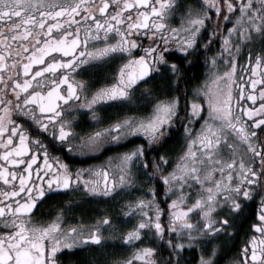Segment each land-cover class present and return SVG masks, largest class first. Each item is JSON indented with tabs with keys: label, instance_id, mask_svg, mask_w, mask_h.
I'll list each match as a JSON object with an SVG mask.
<instances>
[{
	"label": "snow or ice",
	"instance_id": "obj_1",
	"mask_svg": "<svg viewBox=\"0 0 264 264\" xmlns=\"http://www.w3.org/2000/svg\"><path fill=\"white\" fill-rule=\"evenodd\" d=\"M177 13L181 23L173 27ZM217 38L220 51L206 57L208 74L189 95L181 88L190 80L185 69L201 50L212 52ZM245 50L247 77L237 83ZM117 60L110 83L94 88L91 77L78 78L94 62ZM220 60L227 70H217ZM112 104L132 114L77 131V114L99 124L97 109ZM181 127L186 146L172 169L166 155L149 161L154 145ZM141 135L147 148L138 144L87 168L68 162ZM57 146L63 155H52ZM150 167L159 180L148 198L120 203L136 222L122 233L132 251L116 264H182L183 253L201 245L197 264H216L217 247L206 246L230 239L257 197L250 235L230 264H264V0H0V264H59L63 249L101 244L104 229L121 231L119 212L66 226L71 198L48 221L34 219L35 209L53 190L114 200L138 174L153 179ZM161 181L167 210L158 199Z\"/></svg>",
	"mask_w": 264,
	"mask_h": 264
},
{
	"label": "flooded vegetation",
	"instance_id": "obj_2",
	"mask_svg": "<svg viewBox=\"0 0 264 264\" xmlns=\"http://www.w3.org/2000/svg\"><path fill=\"white\" fill-rule=\"evenodd\" d=\"M200 2L201 0H179V3L181 5L191 4L193 6H198ZM212 16L214 17L209 22L210 24H214L217 19L215 14H213ZM170 23L173 27L179 26L181 23V14L177 13L175 18L172 19ZM223 30L226 32V28H224ZM201 35L203 37V39L201 40V44H203L204 40H207L208 38L207 32L202 31ZM135 38L142 40L144 44L148 43L147 39L143 36H136ZM212 49V52H204L203 50H201V54L199 57H193L192 66L186 67V75L190 77V80L187 83L182 82L181 88L187 89L189 95L192 94V89L195 88L199 83H202L208 74V66L205 63L206 57H211L214 52L220 51V42L218 38L216 43L212 45ZM134 52L137 55L140 54L139 51L134 50ZM241 56L243 60L240 59V65H244L247 61L246 50L241 54ZM121 62L122 61L120 60H117L115 63L94 62L93 66L88 69V75H82V77L78 78L89 79V77H91V79L95 81L93 87H100L106 83L111 82V77L113 74L112 70L116 68ZM254 62L255 61L253 60V63ZM219 63L222 65V69L220 72L227 70L224 66L223 60H220ZM250 71L251 70L248 69V72ZM242 75L245 76V78L247 77L245 69L240 67L238 68V70H236L237 83H242V81L240 80V76ZM155 83L162 84V82L158 81ZM149 86H151V84ZM139 91L140 90H138L137 95L139 94ZM235 95L238 96L239 92H236ZM244 102L247 106L252 105V102L247 101L246 99ZM140 103H143V101L141 100ZM133 108L135 109L134 105ZM81 112L87 113V110L81 109ZM97 112L102 120V122L99 124L91 120L90 114H86L83 116H79V114H77L78 118L81 120V123L77 126V131H88L91 129L106 127L112 121L123 118L125 114H132L131 112L127 111V108L118 107L115 104H112L111 106H101L97 109ZM206 114L207 113L205 112V115ZM26 119V117L21 116L20 122L23 123ZM192 126L196 129H199L200 124L194 121ZM25 127H27V124L25 125ZM41 139H44V137L42 136ZM130 141L131 142H120L122 146L119 147L116 145H107V150L103 151L102 154L90 153L89 156L91 158H89V156H76L75 158L69 159L68 162L73 165L74 168H87L90 165L99 164L106 161L108 157L113 156L116 153L130 150L135 145L143 144L146 148L148 147L147 139L142 135L138 138H130ZM185 146L186 141L183 136V128L181 127L179 131L173 133L171 137L168 138L165 143H163L162 146L159 144L154 145L155 148L159 149L158 151H150L147 155L149 161H151L154 157L158 158L162 154L166 155L170 161L167 165V170L170 171L176 164L182 148H184ZM50 151L52 155H63L62 152H59L58 146L54 149H50ZM17 170H19V166ZM149 173H155V169L150 167ZM33 174H35V172ZM158 180L159 173H155L154 178L151 180H149L148 177L143 174H138L136 182L140 181L141 185L143 186V182L146 181L147 186L144 191L145 194H147L149 188L148 183L150 182V186L157 185ZM0 185H2V181H0ZM158 187L160 189L158 199L162 202L161 207L167 210V200L171 199V197L165 196L162 181L159 182ZM131 195H133V191H131L130 188L126 190L125 193H122L120 197H117L114 200H104L103 198L81 199L79 192L68 193L67 195H65L62 191L53 190L35 209L34 219H42L44 221L51 220L56 215V213L60 211L61 206L70 198L74 201V204L71 211H69L64 217V223L66 226L75 225L77 223H82L86 226L92 225L98 218H102L105 212L112 213L114 216L116 212H119V217H117V219L121 221L119 225L121 231L113 233L110 229L106 228L103 230L104 240L101 244L97 245L89 242L86 245H77L72 249H63L62 254L58 257L59 264H116L117 261L127 258L132 251V248L126 245L122 239V233L131 227L132 221L131 223H129L128 218H125L123 216V212H120V203L123 201L132 200V198L129 199V196ZM258 203L259 197L256 198L255 202L249 203L241 214V216L244 218V223L240 231L239 244L233 256L231 258H221L218 246L217 256L215 257L216 263L220 258L222 259L220 264H230L231 261L236 259L240 247L248 238V235H250L251 230L249 226L256 219V210L258 207ZM113 209H115V212L113 211ZM164 222L167 223V211H165L164 214ZM186 252V255L189 254V256L186 257V261L182 262V264H188V262L190 263L191 261H194V264H197V261L199 260V257L201 255L200 246H193L192 248H189L187 251H185V253ZM163 254L165 256L167 255L166 252Z\"/></svg>",
	"mask_w": 264,
	"mask_h": 264
},
{
	"label": "trees",
	"instance_id": "obj_3",
	"mask_svg": "<svg viewBox=\"0 0 264 264\" xmlns=\"http://www.w3.org/2000/svg\"><path fill=\"white\" fill-rule=\"evenodd\" d=\"M244 218L240 215L239 217L236 218V222L234 224V231L231 233V238L229 239L228 237H224L222 238V240L220 241L219 244V252L221 254V258L223 257H227V258H231L233 256V254L235 253V251L237 250V246L239 244V237H240V231L243 227V223H244ZM140 246V245H137ZM187 252L183 253L184 257L189 256L186 255ZM219 259L217 261L216 264H220L222 259ZM188 264H194V261H191L190 263L188 262Z\"/></svg>",
	"mask_w": 264,
	"mask_h": 264
},
{
	"label": "rangeland",
	"instance_id": "obj_4",
	"mask_svg": "<svg viewBox=\"0 0 264 264\" xmlns=\"http://www.w3.org/2000/svg\"><path fill=\"white\" fill-rule=\"evenodd\" d=\"M214 16H212V18H213ZM221 20H222V18H221ZM228 26H230V25H228ZM240 59L241 60H243L242 59V56L239 58V61H238V66H237V70H238V68H240ZM221 64L219 63V61H218V71H221ZM149 184V187H150V182L148 183ZM146 181L145 182H143V186L141 185V182L140 181H138V182H136L132 187H131V191H133V195H131V196H129L130 198L129 199H131L132 198V200H134V199H137V198H140V197H143V198H145V199H147L148 198V192H147V194H145V188H146ZM149 189V188H148ZM196 219H198V214L197 215H194L193 216V220H196ZM136 221H135V218H132V223H135ZM124 225V224H123ZM226 237V236H225ZM222 238H224V237H222ZM222 238L221 239H218V240H215V241H213V243L212 244H209V245H207V249L210 251L211 250V248L215 245L216 247H217V251H218V246H219V243H220V241L222 240ZM203 247H205V246H203V245H201L200 246V251H201V249L203 248Z\"/></svg>",
	"mask_w": 264,
	"mask_h": 264
}]
</instances>
